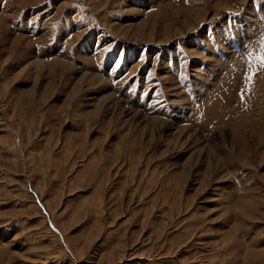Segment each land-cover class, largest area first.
Wrapping results in <instances>:
<instances>
[{
  "label": "rangeland",
  "instance_id": "1",
  "mask_svg": "<svg viewBox=\"0 0 264 264\" xmlns=\"http://www.w3.org/2000/svg\"><path fill=\"white\" fill-rule=\"evenodd\" d=\"M0 264H264V0H2Z\"/></svg>",
  "mask_w": 264,
  "mask_h": 264
},
{
  "label": "snow or ice",
  "instance_id": "2",
  "mask_svg": "<svg viewBox=\"0 0 264 264\" xmlns=\"http://www.w3.org/2000/svg\"><path fill=\"white\" fill-rule=\"evenodd\" d=\"M0 3H2V0H0Z\"/></svg>",
  "mask_w": 264,
  "mask_h": 264
}]
</instances>
